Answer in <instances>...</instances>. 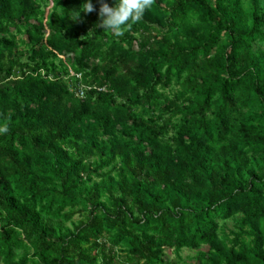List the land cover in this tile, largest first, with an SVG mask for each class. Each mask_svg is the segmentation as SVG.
Segmentation results:
<instances>
[{"label":"trees","instance_id":"1","mask_svg":"<svg viewBox=\"0 0 264 264\" xmlns=\"http://www.w3.org/2000/svg\"><path fill=\"white\" fill-rule=\"evenodd\" d=\"M92 3L0 0V264H264L262 0Z\"/></svg>","mask_w":264,"mask_h":264},{"label":"clouds","instance_id":"2","mask_svg":"<svg viewBox=\"0 0 264 264\" xmlns=\"http://www.w3.org/2000/svg\"><path fill=\"white\" fill-rule=\"evenodd\" d=\"M99 3L97 26L115 35H122L127 27L142 18L144 12L152 6L153 0H114L113 6H110L107 0H99ZM94 10L92 0H83V7L76 12L75 19L81 11L88 13ZM6 131V127H0V132Z\"/></svg>","mask_w":264,"mask_h":264},{"label":"rangeland","instance_id":"3","mask_svg":"<svg viewBox=\"0 0 264 264\" xmlns=\"http://www.w3.org/2000/svg\"><path fill=\"white\" fill-rule=\"evenodd\" d=\"M262 7L264 9V0H262ZM53 2L50 1V3L47 5V8H46V13L49 15V16H52V13H53ZM169 95L172 96V91H168L167 92ZM232 223H228L227 224V227L229 229H232ZM166 260H168V262H172L176 260V257L175 255L171 252V251H167L166 253ZM192 256H193V253L191 252H188V251H183L182 252V257L184 258L185 262L183 264H194V260H192Z\"/></svg>","mask_w":264,"mask_h":264},{"label":"built area","instance_id":"4","mask_svg":"<svg viewBox=\"0 0 264 264\" xmlns=\"http://www.w3.org/2000/svg\"><path fill=\"white\" fill-rule=\"evenodd\" d=\"M69 77L80 81V83L78 84V94H79V96L84 97L86 91L91 89L90 87H85V86H83L81 84V78H82L81 74L70 72V76ZM93 88H95V89H97L99 91L103 90V89L97 88V87H93Z\"/></svg>","mask_w":264,"mask_h":264}]
</instances>
